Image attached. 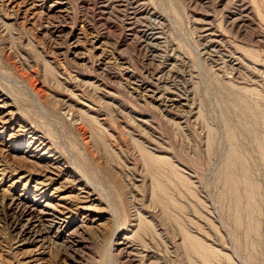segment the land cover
Instances as JSON below:
<instances>
[{"label":"rangeland","instance_id":"rangeland-1","mask_svg":"<svg viewBox=\"0 0 264 264\" xmlns=\"http://www.w3.org/2000/svg\"><path fill=\"white\" fill-rule=\"evenodd\" d=\"M262 146L264 0H0V264H264Z\"/></svg>","mask_w":264,"mask_h":264},{"label":"bare ground","instance_id":"bare-ground-1","mask_svg":"<svg viewBox=\"0 0 264 264\" xmlns=\"http://www.w3.org/2000/svg\"><path fill=\"white\" fill-rule=\"evenodd\" d=\"M261 152H262V156H263V158H264V146H262V148H261ZM142 156H143V158L146 160V161H148V162H150V163H153L154 162V158L149 154V153H146V152H143L142 153ZM231 160H233L234 159V154L233 155H231ZM227 181V180H226ZM246 183H245V185H249V182H248V180L247 181H245ZM233 183V182H232ZM229 184V183H228ZM251 184V183H250ZM252 185V184H251ZM248 187V186H247ZM249 187H250V185H249ZM251 188V187H250ZM250 229H251V227H250ZM254 229H256V227L253 225V229H251V230H254ZM187 238H189L190 240H191V243L195 246V247H199L200 246V244L199 243H197V241H195L192 237H190V236H187ZM200 247H202V246H200Z\"/></svg>","mask_w":264,"mask_h":264}]
</instances>
